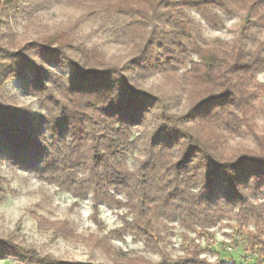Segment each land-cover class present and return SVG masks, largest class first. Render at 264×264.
<instances>
[{"label": "trees", "instance_id": "16d2710c", "mask_svg": "<svg viewBox=\"0 0 264 264\" xmlns=\"http://www.w3.org/2000/svg\"><path fill=\"white\" fill-rule=\"evenodd\" d=\"M21 1L0 0V18ZM55 1L105 24L127 52L112 59L66 30L0 46V153L76 198L126 207L120 232L143 237L159 259L117 264H264V0ZM194 14L212 29L225 15L239 24L209 41ZM59 56L70 74L43 66ZM13 78L39 114L9 93ZM150 78L158 81L148 86ZM225 219L254 262L209 263L201 255L210 249L186 236L208 238ZM170 222L184 230L176 258L161 245ZM17 255L77 264L0 242L1 259Z\"/></svg>", "mask_w": 264, "mask_h": 264}, {"label": "rangeland", "instance_id": "374dc122", "mask_svg": "<svg viewBox=\"0 0 264 264\" xmlns=\"http://www.w3.org/2000/svg\"><path fill=\"white\" fill-rule=\"evenodd\" d=\"M194 17L201 23L204 37L209 41L216 37L229 39L230 31L239 24V18L225 15V26L212 29L195 14ZM54 30L69 31L86 46L115 60H122L127 52L128 47L115 40L105 24L96 19H85L78 9L55 0H22L15 12L3 14L0 18V46L16 48L38 33ZM42 64L54 72H72V65L62 61V56ZM257 80L264 83V72L257 75ZM157 81V78H150L146 85ZM6 87L15 96L18 105H30L35 114L40 113L37 101L26 94L22 78L8 80ZM259 121L264 126V117H260ZM236 141L247 142L240 138H236ZM21 161H10L5 153H0L1 243L7 242L19 249L31 251L40 259L61 263L117 264L125 256L141 257L153 263L159 259L156 248L146 244L143 237L120 232L122 227L119 217L127 211L126 207L118 208L103 202L95 204L91 196L76 198L58 185L40 180ZM169 224L170 229L161 233V245L172 258H176L183 255L184 230L175 223ZM231 225L234 222L225 219L207 229L210 233L208 238L191 232H187L186 236L210 249L201 255L209 263L220 258L254 262L256 256L249 252V248L242 250L240 245H235L238 238L234 234L237 231ZM249 229L253 230L251 226ZM101 245L106 249L101 248ZM0 264L26 263L23 257L17 255L0 258Z\"/></svg>", "mask_w": 264, "mask_h": 264}, {"label": "built area", "instance_id": "2783aa9c", "mask_svg": "<svg viewBox=\"0 0 264 264\" xmlns=\"http://www.w3.org/2000/svg\"><path fill=\"white\" fill-rule=\"evenodd\" d=\"M228 249H230V248H228Z\"/></svg>", "mask_w": 264, "mask_h": 264}]
</instances>
